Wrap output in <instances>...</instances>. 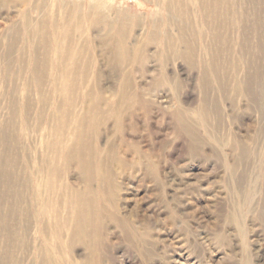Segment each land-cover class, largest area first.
Returning a JSON list of instances; mask_svg holds the SVG:
<instances>
[{"label":"rangeland","instance_id":"374dc122","mask_svg":"<svg viewBox=\"0 0 264 264\" xmlns=\"http://www.w3.org/2000/svg\"><path fill=\"white\" fill-rule=\"evenodd\" d=\"M96 1L0 0V264H264V0Z\"/></svg>","mask_w":264,"mask_h":264},{"label":"bare ground","instance_id":"6f19581e","mask_svg":"<svg viewBox=\"0 0 264 264\" xmlns=\"http://www.w3.org/2000/svg\"><path fill=\"white\" fill-rule=\"evenodd\" d=\"M96 3H97V4H96L97 6H102V5H101L102 2H101L100 0H97ZM97 6H95V7H97ZM260 90H261V89H260ZM260 90H259V91H260ZM262 91H263V90H262ZM262 91H261V92H262ZM261 92H260V93H261ZM257 97H258V96H257ZM262 97H263V96L260 94V98L258 97L259 99H257V100H259V101H257V100H256V101H257V102H260ZM263 101H264V100H263ZM260 103H261V102H260ZM258 105H259V104H258ZM200 117H201V116H200ZM263 210H264V209H263ZM263 213H264V212H263Z\"/></svg>","mask_w":264,"mask_h":264}]
</instances>
